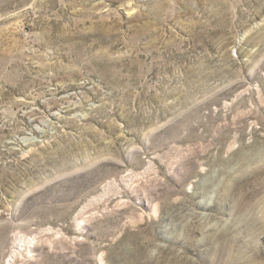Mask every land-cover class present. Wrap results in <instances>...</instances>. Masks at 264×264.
I'll return each instance as SVG.
<instances>
[{"label": "rangeland", "instance_id": "374dc122", "mask_svg": "<svg viewBox=\"0 0 264 264\" xmlns=\"http://www.w3.org/2000/svg\"><path fill=\"white\" fill-rule=\"evenodd\" d=\"M0 264H264V0H0Z\"/></svg>", "mask_w": 264, "mask_h": 264}, {"label": "bare ground", "instance_id": "6f19581e", "mask_svg": "<svg viewBox=\"0 0 264 264\" xmlns=\"http://www.w3.org/2000/svg\"><path fill=\"white\" fill-rule=\"evenodd\" d=\"M22 237V236H21ZM17 239V238H16ZM21 239V238H20ZM22 240V239H21ZM19 241V240H18ZM23 241V240H22Z\"/></svg>", "mask_w": 264, "mask_h": 264}]
</instances>
